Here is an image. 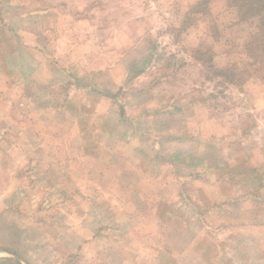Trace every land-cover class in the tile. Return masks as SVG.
<instances>
[{
    "label": "rangeland",
    "instance_id": "374dc122",
    "mask_svg": "<svg viewBox=\"0 0 264 264\" xmlns=\"http://www.w3.org/2000/svg\"><path fill=\"white\" fill-rule=\"evenodd\" d=\"M197 1L0 0V264H264V79L197 59L257 22Z\"/></svg>",
    "mask_w": 264,
    "mask_h": 264
},
{
    "label": "trees",
    "instance_id": "16d2710c",
    "mask_svg": "<svg viewBox=\"0 0 264 264\" xmlns=\"http://www.w3.org/2000/svg\"><path fill=\"white\" fill-rule=\"evenodd\" d=\"M212 0H198L190 6L184 14L182 24L188 25L190 20L204 18L208 15V6ZM234 7L241 21L256 20V34L245 44L244 57L246 68L217 69L212 64V56L209 52L198 51V60L204 67L214 73L217 78H228L227 81L234 83L238 78H246L250 74H258L264 79V0H227ZM216 37V32L214 33ZM207 54L209 56L206 58ZM17 264H20L17 262Z\"/></svg>",
    "mask_w": 264,
    "mask_h": 264
}]
</instances>
